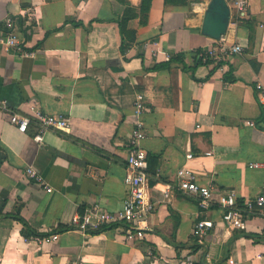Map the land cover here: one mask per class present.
<instances>
[{"label": "crops", "instance_id": "obj_1", "mask_svg": "<svg viewBox=\"0 0 264 264\" xmlns=\"http://www.w3.org/2000/svg\"><path fill=\"white\" fill-rule=\"evenodd\" d=\"M226 1L221 38L243 52L221 68L197 61L221 39L203 30L211 0H150L147 13L142 0H0V22L18 19L25 50L0 53V101L33 120L39 110L71 121L38 143L35 121L22 132L0 112V264H264V210L246 212L244 227L232 228L218 200L234 192L244 207L264 188V169L250 166L264 161V0H248L243 18ZM122 17L136 31L125 50ZM140 93L137 147L159 161L145 235L130 238L121 224L82 232L75 214L115 211L129 196L124 177ZM29 165L48 187L26 173ZM181 172L215 188L208 210L178 188ZM18 214L39 231L70 229L52 240L28 238ZM201 219L211 226L194 250Z\"/></svg>", "mask_w": 264, "mask_h": 264}, {"label": "built area", "instance_id": "obj_2", "mask_svg": "<svg viewBox=\"0 0 264 264\" xmlns=\"http://www.w3.org/2000/svg\"><path fill=\"white\" fill-rule=\"evenodd\" d=\"M238 16L243 18L247 14L248 0H234ZM5 49H12L16 52L25 53L22 39L20 38V27L18 19L8 14L0 22V53ZM243 52V46L240 43H229L225 38H221L214 45L199 51L198 59L204 64L219 65L226 62L232 55ZM166 59L170 60L171 56L166 55ZM143 95H137L135 101V109L139 114L138 129L134 133L131 142L135 145L129 149L127 156V170L124 177V182L128 187L129 196L123 203L122 208L109 211L103 210L98 206L86 208L83 213L75 214L74 222L77 223L78 229L82 232H90L102 225L116 224L125 222L124 229L128 237L134 238L136 235H145V225L143 224L150 212L155 209V203L147 200V191L150 181L149 173V156L148 153L138 148V138L141 136V130L144 125L142 114L145 110ZM261 99L264 106V92L261 93ZM0 112L8 114L11 123L18 126L22 132H26L32 121L37 123V132L34 135V140L38 143H43L47 131H67L70 129L71 121L67 116L50 114L37 110L35 120L30 116L21 114L12 110L6 101H0ZM251 167L264 169V161L253 162ZM26 173L36 181H39L48 187L44 182L39 170L29 165L26 168ZM181 179L178 188L184 193L195 196L198 199L199 206L202 210H208L214 199V187L203 186L197 182L191 174L181 172ZM172 185H165L164 197L169 198L172 192ZM219 203L223 207V220L228 227L243 228L245 225V213H253L256 210H264V188L260 194L253 198L245 200L243 206L238 205L237 196L234 192L221 193ZM211 222L205 219L199 220L194 227V236L198 238L199 244L204 243V238ZM58 237L57 234H52L45 240H52ZM188 264H195L193 260H189Z\"/></svg>", "mask_w": 264, "mask_h": 264}, {"label": "trees", "instance_id": "obj_3", "mask_svg": "<svg viewBox=\"0 0 264 264\" xmlns=\"http://www.w3.org/2000/svg\"><path fill=\"white\" fill-rule=\"evenodd\" d=\"M149 5H150V0H142V4H141V11L143 13H147L148 9H149ZM119 27H120V32L122 34V50H125L126 46L133 42L136 39V31L135 30H131V29H127V22L125 17H122L119 19ZM172 59V58H171ZM198 63H203L201 62L199 59H197ZM158 157L157 156H152L150 157L149 160V173H150V182L153 185V183L155 182L154 179V175L156 173V169L158 166ZM18 219L22 222V232L25 236L29 237H35V238H46L52 234H58L59 232L65 231L70 229L69 226H65V225H60L58 228L56 229H52V230H48V231H39L36 230L34 228H32L29 223L24 220V218L22 216H20L19 214L17 215ZM126 225L125 222H121V223H116V224H110V227H114V226H118V225ZM106 227H108L107 225H102L97 229H93L90 232L91 233H98L104 229H106ZM200 247V244L198 242V238L196 236H194V242L190 245V248L197 250Z\"/></svg>", "mask_w": 264, "mask_h": 264}, {"label": "water", "instance_id": "obj_4", "mask_svg": "<svg viewBox=\"0 0 264 264\" xmlns=\"http://www.w3.org/2000/svg\"><path fill=\"white\" fill-rule=\"evenodd\" d=\"M230 20V7L226 0H211L204 20V32L214 38L226 33Z\"/></svg>", "mask_w": 264, "mask_h": 264}]
</instances>
